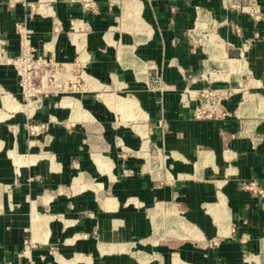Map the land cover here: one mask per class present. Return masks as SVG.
<instances>
[{
	"label": "crops",
	"instance_id": "crops-1",
	"mask_svg": "<svg viewBox=\"0 0 264 264\" xmlns=\"http://www.w3.org/2000/svg\"><path fill=\"white\" fill-rule=\"evenodd\" d=\"M243 1L0 0V55L26 34L88 77L26 104L0 61V264H264V108L242 109L264 97V0L258 22ZM204 14L220 36L194 35ZM207 85L236 93L199 117Z\"/></svg>",
	"mask_w": 264,
	"mask_h": 264
},
{
	"label": "built area",
	"instance_id": "built-area-1",
	"mask_svg": "<svg viewBox=\"0 0 264 264\" xmlns=\"http://www.w3.org/2000/svg\"><path fill=\"white\" fill-rule=\"evenodd\" d=\"M87 7H91V2H86ZM230 8L249 15L255 22L262 20L263 10L259 0H244L241 4H227ZM205 22L206 29L202 33L209 36L212 27L217 28L218 23L210 14L201 16L198 22ZM76 31V30H75ZM74 31V33H76ZM238 31V30H237ZM77 46H80L81 38L78 36ZM4 41L0 40V47ZM1 63L13 66L19 76L22 100L26 104L34 103L41 105L45 98L51 96L68 95L81 91L83 83L86 81L87 73L85 68L86 60L79 56L73 64L58 62L54 54L37 55L31 46L26 34L21 35V51L17 57L10 58L6 52H1ZM192 101H197L195 108L196 116L213 117L220 113V107L224 100L232 97L236 89L231 86L212 87L204 86L198 90L188 91ZM44 126L30 124L28 126L31 134L40 132ZM249 184H246V188Z\"/></svg>",
	"mask_w": 264,
	"mask_h": 264
},
{
	"label": "bare ground",
	"instance_id": "bare-ground-1",
	"mask_svg": "<svg viewBox=\"0 0 264 264\" xmlns=\"http://www.w3.org/2000/svg\"><path fill=\"white\" fill-rule=\"evenodd\" d=\"M200 22H202V21H200ZM200 22H198L197 23V28H198V24L200 23ZM206 23L205 22H203L200 26H199V28L197 29L198 31H194V35H198L199 34V30L200 31H203V30H205L206 29ZM201 36V35H200ZM215 36H213L212 35V39L214 38ZM229 69H232L233 71H236V72H241V71H243V67H242V65H240V62H238V61H236V60H230L229 61ZM258 96V95H257ZM255 96V95H252V94H247L246 95V99H245V101H244V103H243V105H242V109H246L247 107H252V106H255V105H257V106H259V107H261V108H264V99L263 98H261L260 96ZM188 232H186V234H187ZM192 233V232H191ZM191 233H189V234H191ZM192 234H194V235H192ZM191 235L192 236H194V237H197V234H195V233H192ZM263 245V244H262ZM260 257L261 256H263L264 255V247L263 246H261V248H260ZM255 257V256H254ZM247 259H249V258H247ZM244 264H250V259L248 260V261H246Z\"/></svg>",
	"mask_w": 264,
	"mask_h": 264
},
{
	"label": "rangeland",
	"instance_id": "rangeland-1",
	"mask_svg": "<svg viewBox=\"0 0 264 264\" xmlns=\"http://www.w3.org/2000/svg\"><path fill=\"white\" fill-rule=\"evenodd\" d=\"M209 30H211L210 31V33H209V36L208 37H206L205 38V34L206 33H201V37H202V39H208V38H212V35L213 36H220V34L218 33V27L217 28H214V27H212L211 29H207V31H209ZM217 53V52H216ZM232 58V57H231ZM228 62V60H226V63ZM258 96H260V95H258ZM261 97V96H260ZM261 98H264V97H261Z\"/></svg>",
	"mask_w": 264,
	"mask_h": 264
}]
</instances>
